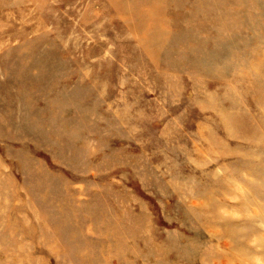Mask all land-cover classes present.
<instances>
[{
    "label": "rangeland",
    "instance_id": "rangeland-1",
    "mask_svg": "<svg viewBox=\"0 0 264 264\" xmlns=\"http://www.w3.org/2000/svg\"><path fill=\"white\" fill-rule=\"evenodd\" d=\"M0 264H264V0H0Z\"/></svg>",
    "mask_w": 264,
    "mask_h": 264
}]
</instances>
